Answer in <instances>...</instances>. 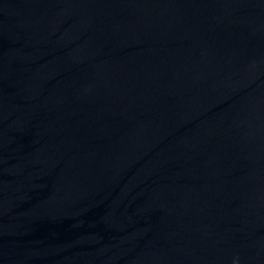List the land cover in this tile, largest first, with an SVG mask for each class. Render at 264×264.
<instances>
[{"label":"water","instance_id":"95a60500","mask_svg":"<svg viewBox=\"0 0 264 264\" xmlns=\"http://www.w3.org/2000/svg\"><path fill=\"white\" fill-rule=\"evenodd\" d=\"M0 264H264V0H0Z\"/></svg>","mask_w":264,"mask_h":264}]
</instances>
